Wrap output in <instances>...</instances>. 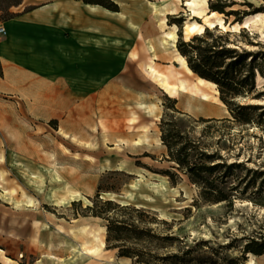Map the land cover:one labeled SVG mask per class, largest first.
Wrapping results in <instances>:
<instances>
[{
	"label": "rangeland",
	"instance_id": "obj_1",
	"mask_svg": "<svg viewBox=\"0 0 264 264\" xmlns=\"http://www.w3.org/2000/svg\"><path fill=\"white\" fill-rule=\"evenodd\" d=\"M44 1L21 0L9 12ZM91 1L117 7L113 12L97 5L98 24L121 20L120 0ZM144 1L160 11L155 23L159 46L164 40L162 30L169 31L172 24L177 40L185 41L188 14L176 0ZM219 4L238 16L220 14L225 30L204 31L213 37L226 35L227 46L255 57L254 89L232 98L247 107L242 111L247 123L235 121L219 103V92L209 86L204 88L205 102L191 99L195 105L189 106L183 93L170 98L145 74L143 64H130L136 60L130 49L116 53L121 61L94 77L76 71L78 54L73 64L59 69L72 74L65 80L64 96H58L71 102L63 109L49 107L33 92L10 88L0 76V264H139L120 257L114 247L118 243H107V223L89 215L86 208L99 185L108 189L100 192V200L145 210L149 216L145 226L153 237L140 243L127 238L123 244L143 255L140 264H247L250 259L264 264V0H220ZM170 8H177L176 13L165 15L168 26L160 29L162 11ZM257 14L261 18L241 28L246 17ZM6 17L0 12V24ZM192 19L203 24L199 18ZM235 19L239 21L233 23ZM233 24L240 28L232 30ZM127 29L133 40L140 41L136 28ZM81 33L69 32L65 40L84 53L92 39L79 40ZM195 36L200 35L191 38ZM96 38L98 43L106 39ZM114 39L113 46H120V39ZM145 44L139 50L151 57ZM160 50L157 67L185 72L176 48L164 43ZM20 67L30 77L28 86L40 88L45 79L59 77L56 65ZM78 78L94 82L96 91H88ZM196 78L193 73L189 81ZM144 108L146 113H141ZM209 108L216 112L208 113ZM169 123L178 128L179 138L168 137ZM162 135L171 145V158ZM194 166H203L198 178L188 169ZM165 171L174 183L161 174ZM5 194L17 201L30 199L34 207L13 209L3 202ZM220 194L226 199L215 202L224 198ZM248 244L262 253L244 252ZM92 247L95 254L80 256V251Z\"/></svg>",
	"mask_w": 264,
	"mask_h": 264
},
{
	"label": "crops",
	"instance_id": "obj_2",
	"mask_svg": "<svg viewBox=\"0 0 264 264\" xmlns=\"http://www.w3.org/2000/svg\"><path fill=\"white\" fill-rule=\"evenodd\" d=\"M96 7L97 5L86 4L82 0H46L39 4H33L27 10L15 11V16L12 19L1 24L6 29V35L0 39V64L2 75L8 80V86L16 91L24 92L25 90L30 91L31 94L33 92L34 96L42 98L41 101H44L49 107L63 109L66 104L71 102L66 103L63 98L58 99V96H64L68 87L65 80H70L69 75L72 74H62L58 70L73 64L77 54L76 65L79 68L76 71L90 77H94L105 68L116 66V63L121 61L116 53L130 49L129 46H126L125 37L119 35L125 30L119 24L121 20L112 21L110 19L111 21L98 24ZM125 26L127 29L128 25ZM80 30H83L84 33L79 35V40L92 39L84 53H81L80 48L73 42L65 40L66 34ZM97 35L104 36L105 41L98 43ZM70 37L75 38V35ZM114 37L120 39V46H113V42L116 40ZM102 55H110L113 62L97 71L81 67L83 63H88L91 60L95 62L97 57ZM32 63L58 66L56 70L59 72V77H54L52 81L45 79L40 88L34 84L28 86L30 77L25 73L26 68L24 71L20 66ZM29 70L33 71L30 68ZM77 80H80V85L87 84L88 91H96L94 82L90 83L80 78ZM210 112L215 113L216 111L211 109L208 113ZM141 113H146L145 108L141 110ZM162 115L163 113L160 117ZM152 118L157 121L159 117L152 115Z\"/></svg>",
	"mask_w": 264,
	"mask_h": 264
},
{
	"label": "trees",
	"instance_id": "obj_3",
	"mask_svg": "<svg viewBox=\"0 0 264 264\" xmlns=\"http://www.w3.org/2000/svg\"><path fill=\"white\" fill-rule=\"evenodd\" d=\"M82 1L86 4L100 5L110 11L117 12L116 6L112 9L99 1ZM20 2L21 0H0V12H5L7 16L4 22L15 16V14L9 12V10L11 7L18 6ZM219 3L220 0H216L215 2L208 0V10L210 12L224 14L227 18L231 15L234 17L238 16L239 13L234 10L225 12L226 5H221ZM237 21L239 20L235 19L233 23H236ZM176 49L178 53L184 57L187 66L194 74L216 84L219 92V99L226 106L232 118L235 121L247 123L248 118L242 115V111L247 107L239 106L232 100V98L237 94L244 92V90H246V92H251L254 89L255 67L253 66V63L255 59L253 58L255 57H253L250 52H238L237 49L227 46L226 35L213 37L208 30H205L202 35L195 36L188 41L178 39L176 42ZM249 57H251L250 62L246 64L245 61ZM257 71L260 74L262 73L261 70ZM0 76H2L1 64ZM173 110L179 112L174 108ZM169 125L172 126V128L168 130V137L172 139L179 138L178 128H176L175 124L169 123ZM161 140L166 146L165 148H167L169 157L171 158L170 143L163 135L161 136ZM184 150L185 147L182 146L180 151ZM185 156H188V154ZM176 162L180 164L181 161L176 159ZM202 167L203 166H200L195 169L196 166H194L189 167L188 169L190 173L195 174V177L198 178V171L202 169ZM161 174L168 176L172 183H174L172 175L168 171L162 172ZM105 190L108 189L103 188L101 185L98 186L97 194L92 201V205L86 208L89 215L100 218L107 223V243L110 244L112 241L118 243L114 247L118 248L120 257L134 259L135 262L139 264L144 263L142 261L143 255L134 252L135 250L128 251L123 244L127 238H133L136 242L140 243L143 239L153 237L150 234L152 230L145 226V220L149 218V216L145 210L135 209L130 206H121L111 200H100L98 196L101 191ZM220 196L224 198H218L214 201L219 202L226 199L222 194H220ZM244 252H252L259 255L262 253V250L261 248H251L248 244L245 247Z\"/></svg>",
	"mask_w": 264,
	"mask_h": 264
},
{
	"label": "bare ground",
	"instance_id": "obj_4",
	"mask_svg": "<svg viewBox=\"0 0 264 264\" xmlns=\"http://www.w3.org/2000/svg\"><path fill=\"white\" fill-rule=\"evenodd\" d=\"M177 5L181 6L184 11L188 14V19L184 23V35L185 41H188L191 36L200 35L204 32L206 28H214L219 27L225 30V24L223 23V19L220 17L221 15L217 12H210L207 8L206 0H176ZM183 2L185 5H183ZM122 12V19L119 22L120 26L124 28L125 31L120 32L119 35L125 37L126 46L130 47L131 57L134 58L132 65L143 64L144 72L148 77L158 86L160 90L170 98H176L180 93L184 94L187 98V104L189 106L195 105L194 100L206 101L208 100V95L204 92L205 87H211L214 89L215 94L218 93L216 84L200 78L197 76L195 82L189 81L190 75L193 74L192 71L187 66L186 60L179 53L177 55V60L180 65L185 69V72L178 73L173 69H160L157 67L156 61L161 56V46H164V43H168L170 47L174 50L176 48L177 36H176V26L166 25V17L165 15H173L176 13L177 8L163 9L162 15L164 16L158 24V27L162 29L164 26L169 27V31H163V43L159 46L156 43V30L157 27L156 18L160 15V11L156 5L153 3H146L144 0H120L119 4ZM263 15V14H262ZM199 18L202 20L203 24H199L194 21L192 18ZM261 18V14H257L252 18L246 17L242 27H248L253 19ZM132 26L136 28V34L140 41L133 40L130 37V33L126 29V26ZM232 30H236L240 28V25L233 24L230 25ZM110 32V31H109ZM146 42V52L144 54L143 51L139 50L138 46H142V42ZM147 58V60H146ZM110 55L108 56H100L97 57L94 62L91 60L88 63H83L81 67L83 69H95L96 71L103 68L104 66L112 63ZM131 62V61H130ZM110 87V86H109ZM114 89H118L119 86L113 85ZM109 89V88H108ZM219 103L223 105V103L219 100ZM224 106V105H223ZM211 108L206 109V111H210ZM228 112V111H227ZM145 131L147 127H142ZM3 202L13 205L12 208L16 210L28 211L30 207H34V203L27 199L26 201H17L11 195L5 194L2 196ZM84 231V230H82ZM96 248L92 247L87 249V252H81L80 256L84 254L92 255L95 254ZM247 264H255L253 259H250Z\"/></svg>",
	"mask_w": 264,
	"mask_h": 264
},
{
	"label": "built area",
	"instance_id": "obj_5",
	"mask_svg": "<svg viewBox=\"0 0 264 264\" xmlns=\"http://www.w3.org/2000/svg\"><path fill=\"white\" fill-rule=\"evenodd\" d=\"M6 35V29L0 24V39Z\"/></svg>",
	"mask_w": 264,
	"mask_h": 264
},
{
	"label": "water",
	"instance_id": "obj_6",
	"mask_svg": "<svg viewBox=\"0 0 264 264\" xmlns=\"http://www.w3.org/2000/svg\"><path fill=\"white\" fill-rule=\"evenodd\" d=\"M183 1H184V0H183ZM183 5H185L184 2H183ZM195 18H196V17H195ZM224 24H225V22H224ZM241 28H245V27H241Z\"/></svg>",
	"mask_w": 264,
	"mask_h": 264
}]
</instances>
